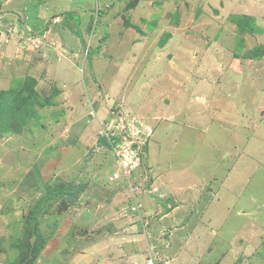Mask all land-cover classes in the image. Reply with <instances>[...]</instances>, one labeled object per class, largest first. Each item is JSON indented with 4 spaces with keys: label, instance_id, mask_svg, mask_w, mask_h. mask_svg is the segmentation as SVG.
<instances>
[{
    "label": "rangeland",
    "instance_id": "rangeland-1",
    "mask_svg": "<svg viewBox=\"0 0 264 264\" xmlns=\"http://www.w3.org/2000/svg\"><path fill=\"white\" fill-rule=\"evenodd\" d=\"M110 1L112 0H104L101 6H95L94 9L99 12L94 17L92 16L96 28H92L93 19H88V27L86 26L87 18L81 19V34H78L81 45L73 48L72 51L77 67L73 79H76L78 74L79 80V88L73 89L79 90L73 95L82 100L77 101V104L90 103L86 102V96L87 98L88 94L92 96V93L99 91L100 88L106 90L108 85L112 94L117 96L116 99H110V103L119 104V99L124 98L131 104L140 101L142 111L147 118L149 117L156 130L160 128V125L151 120L155 112L162 113L164 111L163 116H167L174 114L173 109H175L179 110L176 113L179 117L172 125L163 122L165 132L163 134L161 131L158 132L151 141V135L148 138L145 137L146 132L144 134V131L132 124L125 125L126 128L104 125L107 120L102 122L101 126L96 124L93 120L95 119L93 118L94 114L88 104L87 113L90 121L86 122L84 132L73 130L72 137H68L69 129H72L74 125L66 124H70L67 122H74L76 119L68 120L72 115L66 112L65 107L55 105L56 101L52 103L54 99L45 95V91L48 92L52 88L47 86L50 81L45 82L48 83L47 85L38 87L37 81L31 76L26 77L20 66L18 68L5 60L4 57L0 58V80L3 78V85L7 86L13 77L19 78L17 80L19 84L30 83L31 80L36 82L34 85L36 96L24 103L19 101L15 107L6 110V112H3L0 96V264H104L110 260L111 264H128V262L136 264L132 259L133 254L130 258L131 251L137 252L138 248L143 249V252L146 251V258H148L150 256L148 248L151 246L148 244L153 245L154 252L157 250V245L166 246L164 238L165 243L156 238L152 224V220L161 216L162 210H164L159 207L162 199L159 197L156 199L154 196L146 194L142 196L143 207L140 199L143 193H140V189L135 194L137 204L140 205L134 214L125 208L126 204L132 203L131 197H128V188L120 185V180L116 181L119 178L113 179L114 181L111 179L112 172L120 173L121 168L128 161H132V165L135 164L131 181L136 184L144 177L146 169L152 185H165V182L167 184L169 181L170 187L192 184L201 186L199 184L203 183L206 189L200 197V204L205 208L207 215H214L216 218L208 221L204 229L208 230L209 226L217 227L221 224L225 228L224 233L222 232V236L225 238H229L236 231H241L245 241H240L241 245L236 246L238 250L236 254H239V258L235 260L232 257L230 261L232 260L233 263L231 262V264H264V137H262L264 135V116H261L258 129L254 130H259V136L252 137V132L249 136H242L243 123L240 118L242 105L241 103L232 105L231 97H227L229 94H225L226 91L221 86L219 89L223 91H219L218 94L224 95L213 106L215 110L206 112V118L202 119L203 108H201L202 110L192 120L193 125L186 129L180 126L182 128H176L173 132L170 130L178 122H184L180 120L183 116L187 117L191 114L190 107L185 103L183 96L187 92L188 94L193 93L194 80L198 82L203 78L191 70L192 64L196 68L201 65L206 67L207 74H210L209 81L213 87L218 88L222 83L219 82L220 77L216 79L213 77V74L216 76L217 70L221 68L216 67L215 62L220 57L217 59L208 57L210 61H205L203 57L212 51L209 45L216 34L221 35L224 32L226 38H233L236 35L233 25L230 28L224 26L228 25L226 23L227 15L233 10L232 5L229 2H224L225 6L221 8L218 6V0H139L142 4L139 6L143 7V10H136L134 14H131L129 9L134 8L135 10L137 7L134 6L138 0H126L125 6L128 9H125L124 13L121 11L117 13L120 15L117 16L118 26L113 27L114 35H111L106 47L103 46L104 41L110 32H101L103 26L100 22H103L102 16L105 18L103 14L107 11ZM234 1L236 3L243 2L244 9L249 7L250 16L256 19L253 23L248 19L249 21L246 22H250L249 24H246L245 20L241 21L242 23L238 22V18L230 19V21H237L239 29L246 31L245 33L250 31V37L249 33L243 36L246 42L244 48L248 46L253 49L255 44L259 46L261 54L255 59L257 61L254 65L249 64V68L256 71L255 82L257 85L263 86L264 0H259L261 3L259 2L255 8L257 0ZM220 5L222 6V3ZM259 11L263 13H259ZM67 16L69 15L63 17ZM75 19V15L69 16L62 21V25L68 22L71 27L66 29L77 34L78 30L74 25ZM96 22L99 26H96ZM118 28L121 31L126 28L134 29L137 33L140 29H147L149 32L157 30L160 43L168 37V34L172 33V30L176 29L175 33L192 35L193 44L199 48H196L195 55L199 57L196 58V63H192L191 66L184 65L181 57H183L182 53L187 52L178 47V51L174 53V60L147 64L149 67L145 70L146 76L139 69L129 76V66L135 65L129 58L137 54L138 60L142 61L146 56L145 51L155 48L153 44L137 48L128 47L126 41L119 44L115 40ZM229 29L232 32H229ZM25 38V44L24 41L17 44L20 49L19 55H25L26 50L36 53L39 47L31 46L30 43L35 40L39 41L37 39L39 37L31 39L27 36ZM249 38L256 41L254 46L253 41ZM175 43H177L176 40ZM227 44V41H223L221 44L223 47H219V51L227 50L229 48ZM24 45L26 47L23 48ZM52 46L54 47L51 54L53 55L52 59L60 58L61 53L57 51L55 44ZM204 49L209 52L206 54ZM69 50L71 51L70 48ZM88 51L89 53L85 57V53ZM112 55L113 62L109 61ZM63 57H61V61L65 59ZM186 66L185 73L193 71L189 73L190 79L179 76L178 70L180 68L184 70ZM51 67L54 66L51 65ZM52 68L49 70L50 75L55 72ZM83 69L84 72H82ZM128 76L129 78H127ZM145 84L147 86H144ZM183 84L188 86L185 92ZM156 88H160L163 92L158 98L155 96ZM173 91H178V93L174 96ZM97 96L99 93L95 95L96 100ZM95 97L91 100L94 101ZM101 97L98 98L102 99ZM227 98L229 100H225ZM21 99L26 100L23 97ZM57 99L55 98V100ZM128 102L124 103L128 104ZM131 104L130 107L136 109ZM75 105V102L72 103V106ZM165 105L168 107L166 110L163 108ZM105 106L108 107L107 104ZM83 107H85L84 104ZM248 108L249 110L244 109L243 111L244 121H251L258 116V110L254 111L253 118L250 107ZM25 114L33 117L25 118ZM2 115L5 117H1ZM112 115L115 114L112 112ZM122 121L125 122L123 119ZM208 122L210 125L207 130H204L206 134H203V126ZM222 122L227 127H231V132L219 130L223 128L219 127ZM157 125H159L158 128ZM154 128L151 127V130ZM214 137L218 138V143L221 142L224 151L227 150L232 154L237 153L236 156L240 154L239 152H243L240 158L233 160L232 164L226 161L227 168L230 170H225L223 164L219 163L223 149L212 146L213 142L210 140ZM29 143L32 145L27 150ZM256 150L261 156L254 154L252 157L253 154L250 152ZM152 151L153 154H151ZM148 152L151 154L148 158L154 165L151 163V165H147ZM250 157L252 158L250 159ZM236 160L239 161V164L232 167ZM258 162L259 169L254 164ZM154 167L160 174V179L154 178ZM225 171L229 173L228 176L222 174ZM94 181L102 186L104 196L101 199L91 188V192L89 190L88 193H84L89 183ZM106 183L113 186L111 191L106 188L108 187ZM229 183L231 184L229 185ZM68 184L74 185V187H70V190H74L78 184H85L83 191L72 203L68 202V192L61 189ZM91 184L93 185V183ZM114 191L115 193L112 195ZM83 193L84 196L91 194L83 198ZM120 194L121 198L118 201L115 198ZM253 196L259 198V211L253 210V202L247 199L253 198ZM169 207H173V204L170 203L167 210ZM151 208L154 209L153 213L155 214H149ZM242 208L252 214L244 215L241 212ZM187 210V208L184 209L183 215L186 222L182 221L187 227L178 231L180 235H183L195 220L190 218L191 221L187 222L189 219L186 217ZM261 213L263 217L260 218ZM248 218L250 222H254L251 227L247 224L242 225V222ZM202 219L205 222V216ZM162 224L164 227H173V229L176 226L167 221ZM145 234H148L149 237ZM163 234L165 237H169L170 232L166 230ZM222 236L219 234L217 239ZM182 241L183 253L181 255L184 259L183 263L187 264L192 258L189 252L193 250L191 246L194 236L191 234L185 241L184 239ZM235 241L238 240H233V242ZM208 243L207 249L212 247V240L209 239ZM130 244L131 248H128ZM176 247L174 246V249ZM233 249L235 248L233 247ZM154 256H156V264H164V261L168 259L165 255L154 254ZM90 257H92V261ZM168 257L171 256L168 255ZM146 260L145 263L140 262V264H146ZM167 264H171V262Z\"/></svg>",
    "mask_w": 264,
    "mask_h": 264
},
{
    "label": "crops",
    "instance_id": "crops-1",
    "mask_svg": "<svg viewBox=\"0 0 264 264\" xmlns=\"http://www.w3.org/2000/svg\"><path fill=\"white\" fill-rule=\"evenodd\" d=\"M103 1L104 0H0V58L4 57L5 60L9 61L12 65H15L18 68L20 66V68L24 70L25 73L23 74H25L26 77L31 76L33 77V79L37 81L38 87L47 85L48 83H45V82L50 81V84L47 86L52 87L54 90L51 88L48 92L45 91V95H48V97L52 100L54 99L52 103L56 101L54 103L55 105H63L65 107L66 112L72 115V117L70 116L68 120L74 121V119H76L77 121V122L76 121L67 122L70 124H66V125H70V126L74 125L72 129H69L68 137H72L71 135L74 134L73 130L77 132L80 131L82 133L84 132V126H86L85 125L86 122L90 121L88 117V113H87L88 111L87 108L90 105V109L94 114L93 118H95L93 120L96 124L101 126L102 122L104 123V121L106 120L107 122H105L104 125H107V126L113 125L117 128L120 126L123 128H126L125 125L132 124L133 126H137L142 131H144L143 132L144 134L146 132L145 137L148 138L151 135L152 136L151 141H152V139L158 134V132L161 131L162 134L165 132L163 130V126H164L163 122H167V124H171V125L176 122L177 117H179V115L176 113L179 110L173 109L174 114L167 115V116H163L164 111H162V113L155 112L153 116L151 117V120L156 121L160 125V128L156 130L154 128V125H152L151 121L149 120V117L147 118L145 113L142 111L143 108H142V104L140 103V101L136 104H131L126 100V98H124V99H119L120 101L119 104L116 102H114L113 104L110 103L109 102L110 99H116L117 96L112 94L110 87L108 89V85H107L106 90L105 88H100L99 91L97 92L94 91V93H92V96L88 94V98L86 96L85 100L86 102L88 101L90 103L85 104L81 102L82 104L80 103L77 104V101H82V100H79V98H76L73 95L74 92H77V90H79V89L73 90V89L79 88L78 87L79 80H78V74H77V78L73 79L75 78L77 67L75 63L76 59L73 58L72 51L74 50L73 48L80 47L81 45L80 38L78 36V34H81L80 32L81 19L83 20L87 18L86 20V26H87L88 19L90 18L93 19L92 16L94 17L95 14H99L98 10L96 11L94 9L95 6H101ZM218 1H219L218 6L221 8L225 6L226 2H229L230 5H232L233 10H231L229 14L227 15L226 23L228 25H224V26H227L230 28L232 27L231 25H233L235 29V34H236L233 38L232 37L226 38V35L224 32L221 33V35L216 34L213 37V40L211 41L209 45L211 46L212 51L206 57H203L205 58V61L206 60L210 61V58L217 59V57H220L217 61L215 60V62L217 64L216 67L218 68L221 67V68L217 70L216 76L213 74L214 79L220 77L219 82L220 81L222 82L218 86V88L213 87L211 85L209 81L210 74H207L208 71L206 70L205 66L201 65L200 66L201 69H200V67L196 68L192 64L195 61H197L196 58L199 57L195 55V51L197 50L196 48L198 47L197 45L195 46L193 44L194 40L192 39V35H187L185 33H180V32L175 33V30H176L175 29V30H172V33L168 34V37L160 43L158 41L159 32L157 30H155V32L154 31L149 32V30L147 29H140L139 33H137L136 30L128 29L129 28L128 27L122 31L118 28V31L116 30L118 32V35L117 34L115 35L117 36L115 40H117L119 44H122L123 42L126 41L125 43L129 44V45L128 44L126 45L131 48H137L139 46L144 47L147 44L154 45L155 49L145 51L146 56L145 58H143L142 61L138 60L137 54L129 58L130 61L135 64L134 66L132 65L129 66L130 68L129 76L133 75V72L137 69H139L140 72L143 73L144 76H146L145 70L147 67H149L147 66V64H150L152 62H154L155 64L160 61L170 62L174 60L175 59L174 53L175 51H178L177 48L179 47L180 50H184L187 52V53H182L183 57H181L184 65L191 66L192 64L191 70L197 72V74H200L201 77H203L198 82L194 80V83H193L194 88L192 90L193 93H190V94H188V92L184 93L183 97L185 99V103L187 104V106L190 107L191 114L187 117L183 116L180 119L184 122L180 121L175 126L173 125L172 126L173 128L170 129L172 130V132L176 128L183 127V129L184 128L186 129L187 127L193 125L192 120H194V118L197 116V113H199L200 110H202L201 108H203L202 119H204V117L206 118L207 117L206 112L207 111L211 112V110L214 109L213 106H215V103H217V100L221 96L224 95V94L223 95L218 94V92L224 90L226 91L225 94H229V96L227 95V97H231L230 103L232 105H236L237 103H241L242 105V107H240V118L243 123L241 127V135L249 136L250 132H252L251 133L252 137L259 136V133H260L259 130L258 131H254V130L258 129V125H260L261 116H264V85L263 86L257 85V83L255 82L256 71H253L251 68H249V64L254 65L255 61H257L255 59H257L258 56L255 58H245L244 57V53L250 50V48L248 46L244 48V44L246 42L243 36L249 33V37H250L251 35L250 31H247V33H245L246 31L240 30L238 25L235 22L230 21V19H234L238 17L239 21L238 20L237 21L240 23H242L244 20L249 21L248 19H250L251 22L253 23L256 19L255 17L250 16L249 14L250 12L248 11L249 7L244 9V5H243L244 3L241 1L240 3L239 2L236 3L235 1L233 2V0H218ZM136 2L137 3H135L134 7L135 8L137 7V8L135 10L134 8L129 9L130 11L129 13L134 14L136 10H139V11L143 10V7L139 6L141 4L139 0ZM259 2L260 1L257 0V3H255L256 5H254V8L257 7V4H259ZM125 3H126V0L110 1V3L108 4L107 11L103 14L105 15V18L103 16L101 17V20H103V22H100L102 24L101 26H103L101 28L102 30L101 32H106V33L107 31L110 32V35H107L103 46L107 47L108 45L107 41L111 39V35H114L113 27L115 25L118 26L117 16H120V15H118L117 13L119 11L124 13V10L128 9V7L125 6ZM221 3H222V6L220 5ZM263 12L259 11V13H263ZM126 13H128V10H126ZM66 15H69V16L76 15V17L78 16V21H75V24H74L78 30L77 34L73 33L72 31H68V29H66V28L71 27V25L68 22H65L62 25V21L65 20V18H69V16L65 18L63 17ZM76 22H77V25H76ZM97 26H99L98 23H97ZM202 28L204 30L206 29L204 26H202ZM141 30H145V31H141ZM229 32H232V31H230L229 29ZM27 34H33L34 37H39L38 38L39 44L37 46V48L39 47V50H38L39 52L36 51L35 53L31 50H26L25 55H19L20 49H18L19 47L17 44L18 42L20 43L22 40V37H24ZM175 40L177 41V43H175ZM250 40L253 41L252 44L254 46L256 41L254 39L253 40L250 39ZM208 41H209V38H208ZM223 41H227L228 43L227 45L229 48L227 50L219 51V47L220 48L223 47L221 46V44H223ZM52 44H55V46L57 47V51L61 53V57L63 56L65 57L64 60L61 61V57L52 59L53 55L51 54L53 53L52 50L54 48ZM255 45L257 46V44ZM24 47L26 46L24 45L23 48ZM69 48L71 49V51L69 50ZM241 49H243V51H241ZM208 52L209 51L206 49L205 53L207 54ZM109 61H112V62L114 61L113 55L112 57L109 58ZM51 65H53L55 68L54 67L52 68ZM187 66L184 68V70H182L183 68H180L178 72H179L180 77L184 76L186 79L187 78L190 79L191 76L189 75V73H192L193 71L185 73V71L187 70ZM51 68L55 71L53 75L49 74V70ZM84 71L85 70L83 69L82 72ZM22 75H18V76H22ZM129 76L127 78H129ZM18 79L19 78L13 77L11 82L7 86H5L3 85L4 80L3 78H1L0 80L1 89H6L10 87L11 84L15 80H18ZM215 81L217 82V80ZM263 83H264V80H263ZM144 86H147V85L145 84ZM221 86L224 87L223 90L219 89ZM182 87L184 88V92L188 88V86H184V84L182 85ZM198 89H204V90L199 91ZM52 91L53 93H51ZM155 92H156L155 96L157 98L163 93L160 88H156ZM173 92H174V96L178 93V91H173ZM98 93H99V96H97V100H96L95 95H97ZM94 97L95 99L94 101H92L91 98L93 99ZM98 97L99 98L101 97L102 99H99ZM55 98H58V99L55 100ZM261 98H262V101H260ZM225 100H229V98ZM74 102L76 103V105L72 106V103ZM124 102H128V104ZM83 104L85 107H83ZM105 104H107L108 107H106ZM130 104L132 106H135L136 109H134L133 107L131 108ZM248 107H250L251 116L253 118H254V111L256 110H258L257 111L258 116L251 121H244L243 111L244 109L249 110ZM163 108L164 110H166V108L168 107L165 105L163 106ZM216 110H217V107H216ZM112 112L115 115H112ZM122 119L125 120V122H123ZM221 120L223 121L225 119H221ZM229 123L232 124V122H229ZM159 125H157V128ZM209 125L210 123L208 122L205 126H203V130H202L203 134H206L204 130H207V127H209ZM220 126H222L223 128L219 130L221 131L225 130L227 132H231V127H227L224 122H222V124H220L219 127ZM151 127L154 129L151 130ZM136 131L139 132V130H136ZM253 131L255 132L256 135L254 134ZM148 133H151V134H148ZM262 137H264V135H262ZM217 140L218 138L216 137L210 140V142H213L212 146L215 148L221 147V149H223L222 144H220L221 142L218 143ZM241 151H244V150H241ZM239 153L240 154L236 156L237 153L232 154V153L227 152V150L224 151L223 149V152L220 155L219 163L223 164L225 170H230L229 168H227L226 161L227 163L232 164L233 160L235 158H240V155H242L243 152H239ZM250 153L253 154L252 157L254 156V154L261 156L257 150L252 151ZM151 154H153V151ZM151 154L150 152H148L147 158ZM252 157H250V159ZM147 160H148L147 165H151V164L154 165L151 159L148 158ZM237 164H239V161L236 160V162L233 164L232 167H236ZM254 164L257 165L258 169L260 168L259 162L254 163ZM153 172H154L153 173L154 178L157 177L158 179H160V174L155 170V167L153 169ZM145 173L147 174V169ZM222 174L223 175L226 174V176H228L229 173H226L225 171V172H222ZM91 183H93V185ZM91 183H89V186L86 187L84 193L85 194L88 193L89 190L91 192V189H92L96 192L98 198L101 199L104 196L102 193L101 184L100 185L96 184L95 181ZM169 183L166 184L165 182V185L168 186V188H166V186L163 184H156V186L158 187L160 191V194L157 195V198L159 197L162 199L161 200L162 202L159 203V207L164 210H162L163 212L161 216L152 220V224L154 226V230L156 233V238L163 240L162 243H165L164 241L165 239L166 246L164 247L166 248H164L163 246L160 247V245H157V250L154 252L153 245L151 243L148 244V246L151 245L150 248H148V251L150 253V256L148 258L154 259V262L156 264V256H154V254H160V255H165L166 258H168L166 261H164V264H167L170 262L171 264H185L183 263L184 259L181 255L183 253V249L181 247V245L183 244L182 239H184L185 241V239L189 235L192 234L194 236V242L192 244L193 247L191 246L193 250H190L189 252L192 255V258L189 260L187 264H231L232 260L230 261V259H232V257L233 259L237 260L239 258L238 256L239 254H236L238 251L236 249L237 248L236 246L241 245L240 241L242 242L245 241L243 233L241 235V231L240 232L236 231L232 233L229 238H225L222 236L225 228L221 224L218 225L217 227L209 226L208 230L204 229L208 221L216 219L214 218V215H210V214L207 215L205 212V208L200 204V197L202 193L204 192V189H206V186L203 185L202 183V184H199L201 186L192 184L189 186L179 185V186L170 187ZM230 184L231 183H229V185ZM107 185L108 187L106 188L109 191H111L113 186H109V184ZM120 185L122 184L120 183ZM114 188H117V187L114 186ZM84 193H83V198L88 197L91 194L89 193L84 196ZM114 193L115 191L112 192V195H114ZM146 194L147 193L145 192L141 194L140 196L141 201H142V196ZM120 198H121V194L120 196H117V198L115 199H118L119 201ZM247 199L253 202L252 209L259 211L260 209L259 208L260 206L259 198L258 197L255 198L253 196V198H247ZM157 201L159 202L160 200H157ZM170 203L173 204V207H169V209L167 210V207L168 205H170ZM142 205L144 207L143 201H142ZM243 205L244 204L242 202V207ZM107 206L109 205L107 204ZM152 208L151 210H149L150 215L155 214L153 213L155 211H153L154 209ZM186 208L188 209L186 213L187 214L186 217L189 218L187 219V222L191 221L192 219H195V220L189 225V228L185 231V233L183 235H180L178 231L180 229H186L187 227V226H184L185 224L182 223V221L186 222L185 221L186 218L183 217L184 209ZM157 212H160V211H157ZM241 212L246 216H250L252 214L249 211H245L243 208ZM260 215H262L260 216V218L263 217L262 213ZM203 216H205V222L202 221ZM165 221L171 222L172 224L176 225L175 226L176 230L173 229V227H170V228H168V226L164 227L162 222H165ZM252 223L254 224V222L253 221L250 222L248 218L244 222H242V225L247 224L251 227ZM166 230H169L170 232V234H168L169 237H165L163 234ZM219 234H221L222 238L217 239ZM145 236L149 237L148 234H145ZM148 239H147V242H149ZM209 239L212 240V244H211L212 247L207 249L206 247H208L209 245L208 243ZM235 239H237L238 241L233 242V240ZM174 246H177V247L174 249ZM233 247L235 249H233ZM128 248H131V244L128 246ZM239 252L241 253V251ZM132 254L134 255L133 258H132ZM130 255H131L130 258H132L136 262V264H140V262L145 263V260L148 259L146 258V255H147L146 251L143 252V249L141 250L140 248L137 249V252L131 251ZM168 255L171 257L169 258ZM90 258L92 261V257ZM110 261H106L104 264H109V263L111 264ZM128 264H131V263L128 262Z\"/></svg>",
    "mask_w": 264,
    "mask_h": 264
},
{
    "label": "trees",
    "instance_id": "trees-1",
    "mask_svg": "<svg viewBox=\"0 0 264 264\" xmlns=\"http://www.w3.org/2000/svg\"><path fill=\"white\" fill-rule=\"evenodd\" d=\"M236 18H238V17H236ZM247 22H246V24H249ZM260 54H261V51L259 49V46H255L253 49H250V50L246 51L244 53V57L245 58H255L257 56H260ZM32 82H33V85L31 86ZM34 85H35V80H31L30 83H21V84H19V81L15 80L11 84L10 87H8L6 89H1L0 90V96H1V99H2L1 106L3 107V112H6V110H9L10 108L15 107L19 103V101L24 103V102H27L28 99L36 96L35 95V90H34ZM23 93H25V94H23ZM21 97L25 98L26 100L23 101L21 99ZM17 99H18V101H17ZM1 117H5V115H2ZM24 117L25 118L26 117L31 118L33 116L25 114ZM31 145H32V143H29V146H28L27 150H29ZM33 149H35V148L33 147ZM70 187H74V185L68 184L67 186H65L64 188H61V189L62 190L65 189L68 192L67 193V195L69 196V201L68 202L72 203V202L75 201L74 199H76L77 195L80 192L83 191V189L85 187V184H81V185L78 184L75 187L74 190H72V189L70 190Z\"/></svg>",
    "mask_w": 264,
    "mask_h": 264
},
{
    "label": "built area",
    "instance_id": "built-area-1",
    "mask_svg": "<svg viewBox=\"0 0 264 264\" xmlns=\"http://www.w3.org/2000/svg\"><path fill=\"white\" fill-rule=\"evenodd\" d=\"M38 41H34L33 44L35 46H37ZM124 157V155H123ZM125 158H127L125 156ZM128 161V160H127ZM134 165H132V161H128V163L124 164L123 167L121 168L120 172L121 175L123 176L125 183H126V187L129 190V196L131 197V202L133 203H129L127 209L128 211H131L132 213L135 214L136 210L139 208L140 204H137L136 201V193L141 189L140 192L143 191H148L150 193L155 194L157 192V188L155 186L151 187V188H147L148 187V180H147V176L144 175V177L141 179L140 182H138L137 184L131 181V177H132V169L134 168ZM117 175V174H115ZM145 179V180H144ZM144 181V182H143ZM147 264H153L151 260H148Z\"/></svg>",
    "mask_w": 264,
    "mask_h": 264
},
{
    "label": "clouds",
    "instance_id": "clouds-1",
    "mask_svg": "<svg viewBox=\"0 0 264 264\" xmlns=\"http://www.w3.org/2000/svg\"><path fill=\"white\" fill-rule=\"evenodd\" d=\"M75 20L76 21H78V16L76 17V15H75ZM97 23V22H96ZM94 25H95V20L93 19V27L92 28H96V27H94ZM97 26V25H96ZM30 37L31 39L32 38H37V37H34L33 36V34H27V35H25L24 37H22V40L21 41H24V43H25V37ZM38 39V38H37ZM29 44V43H28ZM38 44H39V41H38V43H37V46H38ZM30 45L32 46V45H34L33 44V42H31L30 43ZM37 46H35L36 48H37ZM87 53H89V51L88 52H86L85 53V57H86V55H87ZM135 169V167L132 169V175H134V170ZM115 174H117V175H115ZM144 175H146L147 176V174L146 173H144ZM117 178H119V179H117ZM111 179L113 180V179H117L116 181H118V180H120L121 181V183H122V186L124 185L125 186V188L127 189V187H126V183H125V180H124V178H123V176L121 175V172L120 173H117V172H112V174H111ZM110 179V180H111ZM147 180H148V187L147 188H151V187H153V186H155L156 188H157V192L155 193V194H153V193H150V192H148L147 190L146 191H143V192H145V193H147L148 195H152V196H154L155 198L157 197V195H158V193L160 192L159 191V189H158V187L156 186V185H152L151 183H150V179H149V177L147 176ZM114 181V180H113ZM143 192H140V193H143ZM129 195V194H128ZM128 197H130V196H128ZM124 198H126L125 196H124ZM124 200H128V199H124ZM128 205H129V203L128 204H126V207L125 208H127L128 207ZM148 260H151L152 261V263L154 264V259H151V258H148L147 260H146V264H147V262H148Z\"/></svg>",
    "mask_w": 264,
    "mask_h": 264
}]
</instances>
